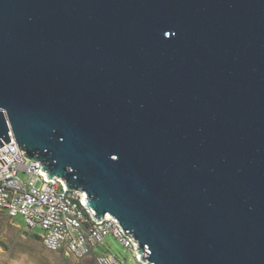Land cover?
<instances>
[{
	"label": "water",
	"instance_id": "water-1",
	"mask_svg": "<svg viewBox=\"0 0 264 264\" xmlns=\"http://www.w3.org/2000/svg\"><path fill=\"white\" fill-rule=\"evenodd\" d=\"M0 109L137 260L264 264V0H0Z\"/></svg>",
	"mask_w": 264,
	"mask_h": 264
},
{
	"label": "built area",
	"instance_id": "built-area-1",
	"mask_svg": "<svg viewBox=\"0 0 264 264\" xmlns=\"http://www.w3.org/2000/svg\"><path fill=\"white\" fill-rule=\"evenodd\" d=\"M9 135L10 142L0 148V213L37 233L48 251L75 259L93 257L95 264H124L104 246L112 236L136 262L146 264L137 260V245L123 235L117 220L106 214L94 222L83 205L84 192L66 190L65 181L57 177L46 180L40 161L23 158Z\"/></svg>",
	"mask_w": 264,
	"mask_h": 264
},
{
	"label": "rangeland",
	"instance_id": "rangeland-1",
	"mask_svg": "<svg viewBox=\"0 0 264 264\" xmlns=\"http://www.w3.org/2000/svg\"><path fill=\"white\" fill-rule=\"evenodd\" d=\"M104 246L124 264H140L112 236ZM0 264H95L93 257L75 259L61 252L46 250L37 233L27 232L19 219L0 213Z\"/></svg>",
	"mask_w": 264,
	"mask_h": 264
}]
</instances>
